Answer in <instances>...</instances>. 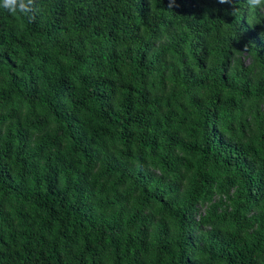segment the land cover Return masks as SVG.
<instances>
[{
  "label": "trees",
  "instance_id": "trees-1",
  "mask_svg": "<svg viewBox=\"0 0 264 264\" xmlns=\"http://www.w3.org/2000/svg\"><path fill=\"white\" fill-rule=\"evenodd\" d=\"M238 6L0 8V264H264V14Z\"/></svg>",
  "mask_w": 264,
  "mask_h": 264
},
{
  "label": "clouds",
  "instance_id": "clouds-1",
  "mask_svg": "<svg viewBox=\"0 0 264 264\" xmlns=\"http://www.w3.org/2000/svg\"><path fill=\"white\" fill-rule=\"evenodd\" d=\"M240 0H217L219 4L231 5V11L228 15L236 17L240 14L241 9L238 6ZM249 11H257L264 14V0H243ZM175 6V0H169V7ZM0 8L7 11L10 15H22L29 19H35L34 13L37 9V0H0ZM248 51V47H245L244 52Z\"/></svg>",
  "mask_w": 264,
  "mask_h": 264
}]
</instances>
